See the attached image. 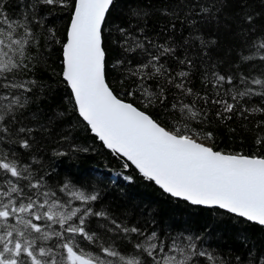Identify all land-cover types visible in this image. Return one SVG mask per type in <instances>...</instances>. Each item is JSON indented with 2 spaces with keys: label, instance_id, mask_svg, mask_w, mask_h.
I'll return each instance as SVG.
<instances>
[{
  "label": "snow or ice",
  "instance_id": "1",
  "mask_svg": "<svg viewBox=\"0 0 264 264\" xmlns=\"http://www.w3.org/2000/svg\"><path fill=\"white\" fill-rule=\"evenodd\" d=\"M0 264H264V0H0Z\"/></svg>",
  "mask_w": 264,
  "mask_h": 264
},
{
  "label": "trees",
  "instance_id": "2",
  "mask_svg": "<svg viewBox=\"0 0 264 264\" xmlns=\"http://www.w3.org/2000/svg\"><path fill=\"white\" fill-rule=\"evenodd\" d=\"M82 168H102L103 162L100 161L99 157H89L81 162ZM126 191L128 192V195L131 199L141 202L143 204H148L155 206L160 209L163 213H169V212H183V209H173L167 204L162 203V197L159 196V194L150 186H143L139 182L136 184L129 185L126 188ZM225 231H227L229 228H231V225H223L222 226Z\"/></svg>",
  "mask_w": 264,
  "mask_h": 264
}]
</instances>
